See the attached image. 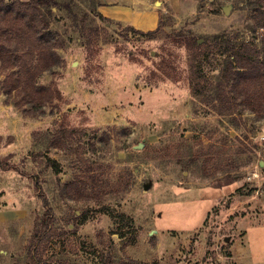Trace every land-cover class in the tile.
I'll return each instance as SVG.
<instances>
[{
  "label": "rangeland",
  "instance_id": "rangeland-1",
  "mask_svg": "<svg viewBox=\"0 0 264 264\" xmlns=\"http://www.w3.org/2000/svg\"><path fill=\"white\" fill-rule=\"evenodd\" d=\"M98 1L82 3L78 21L52 17L62 62L38 80L61 97L43 113L11 103L0 74V264H25L46 210L43 264H264V120L243 105L219 114L194 95L177 35L224 33L264 54L261 0H158L174 23L153 35L101 18ZM223 47H204L213 83ZM69 129L71 145L48 148L46 136ZM195 150L205 153L196 162ZM76 174L111 193L65 196Z\"/></svg>",
  "mask_w": 264,
  "mask_h": 264
},
{
  "label": "trees",
  "instance_id": "trees-1",
  "mask_svg": "<svg viewBox=\"0 0 264 264\" xmlns=\"http://www.w3.org/2000/svg\"><path fill=\"white\" fill-rule=\"evenodd\" d=\"M88 1L90 0H0V74L6 73L2 85L11 103L25 114H41L46 105L61 97L56 86L38 80L45 71L62 62L58 50L60 40L52 27V17L55 13H62L73 21H78L81 4ZM100 5L101 2L98 1L96 6ZM256 8L257 25L264 28L263 0ZM96 10L101 18L114 21L100 13L98 8ZM164 17L161 13L158 26L152 30L144 31L132 25H128V28L153 35L166 25L174 23L173 18L164 20ZM177 35L178 42L188 46L191 52L189 71L194 95L199 96L202 102L213 107L219 114H233L239 105H243L255 113L258 121L264 120V54L254 41L226 40L224 33H216L209 37L207 43H199L198 38L191 36L189 31L179 30ZM212 42L217 47L224 43L221 53H226L215 83L210 82L209 69H206V62L203 60L206 52L204 47ZM72 131L61 130L52 134L53 136H46L48 148L71 145V141L64 139V135L72 136ZM204 154L195 150L192 160L196 162ZM48 162L53 165L57 163L51 157H48ZM85 176L76 174L73 180L62 187L63 194L73 199L101 201L102 197L111 193L101 185L88 182ZM129 187L127 183L122 189L128 190ZM52 217L50 210H46L42 217L38 216L25 264H43L37 245L52 234ZM119 264L141 263L122 259Z\"/></svg>",
  "mask_w": 264,
  "mask_h": 264
},
{
  "label": "crops",
  "instance_id": "crops-1",
  "mask_svg": "<svg viewBox=\"0 0 264 264\" xmlns=\"http://www.w3.org/2000/svg\"><path fill=\"white\" fill-rule=\"evenodd\" d=\"M98 11L104 16L132 25L140 30H152L158 26L163 8L158 0H99Z\"/></svg>",
  "mask_w": 264,
  "mask_h": 264
},
{
  "label": "built area",
  "instance_id": "built-area-1",
  "mask_svg": "<svg viewBox=\"0 0 264 264\" xmlns=\"http://www.w3.org/2000/svg\"><path fill=\"white\" fill-rule=\"evenodd\" d=\"M261 140H263L264 141V130H263V132L261 133ZM260 177V174H259V172L258 171H255V172H253V174H252V176H250L249 178L250 179H258ZM259 192V191H258Z\"/></svg>",
  "mask_w": 264,
  "mask_h": 264
},
{
  "label": "water",
  "instance_id": "water-1",
  "mask_svg": "<svg viewBox=\"0 0 264 264\" xmlns=\"http://www.w3.org/2000/svg\"><path fill=\"white\" fill-rule=\"evenodd\" d=\"M224 10H225L226 13H228L229 10H230L229 6H225ZM142 146H143V144H140L138 147L141 148ZM262 163H264V162H262Z\"/></svg>",
  "mask_w": 264,
  "mask_h": 264
}]
</instances>
